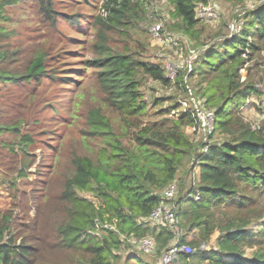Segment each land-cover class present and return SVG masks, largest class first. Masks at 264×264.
Segmentation results:
<instances>
[{"label":"trees","instance_id":"1","mask_svg":"<svg viewBox=\"0 0 264 264\" xmlns=\"http://www.w3.org/2000/svg\"><path fill=\"white\" fill-rule=\"evenodd\" d=\"M167 1L175 20L169 26L196 39L203 20L197 5L209 0ZM27 4L51 25L59 15L55 0H0L2 85L23 88L50 78L45 51L22 42L12 45L11 33L1 25L10 18L7 10ZM103 9L106 16L97 21L123 30L130 4L106 0ZM236 22L239 31L210 39L173 80L160 63L128 50L113 52L99 29L92 65L98 86L120 121L114 125L100 109L88 110L86 136L94 147L72 153L70 174L57 193L48 192L43 181L42 192L18 190V180L28 177L35 160V141L23 130L26 123L14 120L19 111L17 90L0 93V169L14 172L9 187L16 191L10 208L0 211V264H116L123 245L136 247L140 252L127 259L138 257L141 262L143 252L134 241L144 237L154 240V251L161 255L174 243L196 248L191 254L179 252L175 264H264V220L257 229L249 228L264 208V121L253 126L241 112L252 96L264 98L250 75L242 80L241 73L249 70L245 64L250 61L264 62V0L246 9ZM148 81L174 86L178 94L154 98L150 104L142 92ZM191 98L213 112L214 130L206 136L219 134L215 143L195 142L186 132L198 125ZM165 99L171 101L164 107ZM180 101L187 102L186 111ZM7 134L14 140L5 139ZM172 182L177 183L172 199L176 229L147 219L165 200L163 190ZM215 230L219 234L214 247L203 248ZM245 245L254 247L250 257L242 256Z\"/></svg>","mask_w":264,"mask_h":264},{"label":"rangeland","instance_id":"2","mask_svg":"<svg viewBox=\"0 0 264 264\" xmlns=\"http://www.w3.org/2000/svg\"><path fill=\"white\" fill-rule=\"evenodd\" d=\"M105 1L55 0L59 15L53 25L44 22L32 4L20 5L14 11L7 10L6 14L10 18L1 21L5 31L11 33L12 45L22 42L23 45L45 51L47 73L50 77L41 83L33 82L23 88H18L16 84L7 86L0 83V93L6 89L17 90L16 93L20 95L16 100L19 111L18 118L15 117L14 120H23L26 123L23 130H27L35 141V160L29 168L28 177L18 180L19 191L39 193L40 188L42 192V181L46 183L48 192L59 191L63 178L70 174L69 159L72 153H87L89 147H94L93 140L86 136L88 110L100 109L114 125L120 121L119 113L108 105L100 90L96 69L92 65V60L96 57L94 44L99 29L106 34V44L113 52L128 50L137 57L160 63L166 76L173 80L179 70L195 59L198 50L206 47L210 39L223 33L239 31L237 17L246 9L257 7L262 0H244L240 4L230 0H209V4L215 3L218 7V14L213 19L203 18L200 21L196 39L186 38L177 29L169 26L175 20L171 19L172 6L167 0H119L128 2L131 6L127 16L123 18L121 31L104 27L97 21V17L106 16L103 9ZM156 24H161V29L163 28L158 36L151 31L152 25ZM245 65L249 70L245 68L241 71L242 80L249 74L250 79L264 91V62L255 65L254 61H250ZM142 92L150 104L154 98H168L178 94L176 87H162L152 81L143 86ZM165 100L167 101L163 103L164 107L171 101ZM261 111L264 112V98L255 95L241 108L243 116L253 126L264 121ZM186 132L195 142L206 141L213 144L220 139V135L216 133L211 138H205L198 129L190 127L186 128ZM5 139L13 141L14 136L7 134ZM190 166L191 162L187 163L186 168ZM191 173L187 175L188 178L192 176ZM193 173H198L197 167ZM13 176L14 172L0 169V211L10 208L12 198L16 194V191L9 187ZM261 203L264 201L261 200ZM29 212L33 215L35 210L31 209ZM263 220L264 208L249 228L257 229ZM218 234L219 231L215 230L210 241L202 247H214ZM241 250L243 257H250L254 247L245 245ZM203 251L200 249L199 253ZM135 252L140 251L136 250V247L123 245L117 251L120 259L116 264L160 262L161 254L156 251L143 253L140 256L141 262L138 257L127 259L128 255ZM230 259L231 257H226V260Z\"/></svg>","mask_w":264,"mask_h":264},{"label":"built area","instance_id":"3","mask_svg":"<svg viewBox=\"0 0 264 264\" xmlns=\"http://www.w3.org/2000/svg\"><path fill=\"white\" fill-rule=\"evenodd\" d=\"M197 15L200 18L204 19H213L217 16L218 7L216 4H198L197 5ZM161 24L152 25V33L155 35H159L161 32ZM194 107L196 109V113L198 115V125L193 129L197 128L201 131L206 138V134H210L214 130V114L212 111H205L198 107V104L195 103L194 99L191 98ZM182 110H187V102L180 101ZM207 150V145L204 148ZM177 193V183L172 182L163 190L164 201H162L148 216V220L151 223H166L172 229H176V214H175V205L172 202V199L175 197ZM138 249H140L143 253L150 254L155 250V242L151 237H144L137 241H134ZM196 251V248L191 247L189 245H178L174 243L170 245L161 255L159 264H175L176 257L179 252H183L185 254H191Z\"/></svg>","mask_w":264,"mask_h":264}]
</instances>
